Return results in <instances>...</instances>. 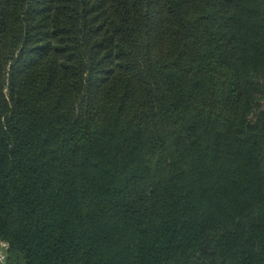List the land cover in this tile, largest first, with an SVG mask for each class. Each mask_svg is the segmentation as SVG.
<instances>
[{
  "label": "trees",
  "instance_id": "trees-1",
  "mask_svg": "<svg viewBox=\"0 0 264 264\" xmlns=\"http://www.w3.org/2000/svg\"><path fill=\"white\" fill-rule=\"evenodd\" d=\"M6 264H264V0H0Z\"/></svg>",
  "mask_w": 264,
  "mask_h": 264
},
{
  "label": "built area",
  "instance_id": "built-area-1",
  "mask_svg": "<svg viewBox=\"0 0 264 264\" xmlns=\"http://www.w3.org/2000/svg\"><path fill=\"white\" fill-rule=\"evenodd\" d=\"M8 243L0 240V264H6Z\"/></svg>",
  "mask_w": 264,
  "mask_h": 264
}]
</instances>
